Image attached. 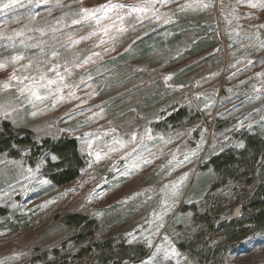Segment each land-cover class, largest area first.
<instances>
[{
    "label": "rangeland",
    "instance_id": "374dc122",
    "mask_svg": "<svg viewBox=\"0 0 264 264\" xmlns=\"http://www.w3.org/2000/svg\"><path fill=\"white\" fill-rule=\"evenodd\" d=\"M24 1L0 11V125L29 129L38 142L75 138L86 164L58 188L43 158L30 166L27 152L0 154V207L8 211L0 264H51L87 248L73 241L69 214L96 221L95 242L147 244V257L125 264H264V234L227 240L197 219H234L254 189L214 191L218 177L202 167L235 145L240 129L264 138V0H61L74 10L45 19L35 18L44 0ZM23 9L32 19H19ZM203 25L213 39L190 56ZM171 26L189 40L169 46ZM151 32L162 42L133 53ZM182 107L190 116L169 124ZM217 119L224 127L215 132ZM198 234L206 263L179 246Z\"/></svg>",
    "mask_w": 264,
    "mask_h": 264
},
{
    "label": "trees",
    "instance_id": "16d2710c",
    "mask_svg": "<svg viewBox=\"0 0 264 264\" xmlns=\"http://www.w3.org/2000/svg\"><path fill=\"white\" fill-rule=\"evenodd\" d=\"M27 1L30 0H25L20 5ZM41 3L35 18L41 17L42 19L43 17L45 19L47 15H64L68 14L70 10H74V5L63 4L61 0H44ZM17 7L19 4L14 8ZM29 7L33 6L29 5ZM19 12L17 16L20 20L32 19L27 9ZM173 29L172 26L169 29L172 34L171 38H173L168 41L169 46L177 47L179 42L189 40L184 38L187 34L184 32L176 33ZM208 29V25H203L201 30L205 36L193 44L192 49H190V56L195 55L200 47L209 45L213 35L207 33L206 30ZM161 38L163 37H158L154 32L148 33L137 40L131 50L133 53L136 51L135 53L145 56L162 42ZM128 53L131 51L120 55V60L126 61ZM205 114H202V125L211 126L212 119L205 117ZM189 116L188 109L182 107L168 115L167 120L169 124L175 126L184 122ZM213 127L214 131L218 132L224 125L217 119L213 121ZM234 138L237 144L235 143L230 149L211 157L202 169L206 166L207 170H211L218 177V183L213 184L212 187L214 191L227 188L228 184H245L247 188L253 183L254 189L250 194H247L246 191L244 200L239 204V214L234 219L220 220L214 225L209 222L210 216L208 215L204 214L197 218L206 224L209 232L210 230L216 232V230L222 229L227 240L242 238L250 232L256 235L264 234V138L259 135H251L245 129H240ZM24 152L28 153L25 159L30 166H34L41 158L44 159L43 172L50 183L58 188L76 181L86 164V158L81 154L77 139L64 135L58 139L46 138L38 142L31 130L17 128L10 122L3 121L0 125V154H7L12 159H21ZM7 214L8 211L0 207V218L7 216ZM63 222L65 225L78 230L73 241L76 243L89 241V245L71 259H63L62 261L59 259L51 264H125L139 262L150 253L147 244H130L127 239L95 242L96 221L88 215L69 214L64 217ZM199 238L200 235L198 234L186 244L180 243L179 246L182 250L190 252L195 260L206 263L210 260L209 252H205L204 249L202 250L203 253L198 251L196 244H199L198 242L201 240ZM219 252L220 250L216 251V254Z\"/></svg>",
    "mask_w": 264,
    "mask_h": 264
},
{
    "label": "snow or ice",
    "instance_id": "6c2138e0",
    "mask_svg": "<svg viewBox=\"0 0 264 264\" xmlns=\"http://www.w3.org/2000/svg\"><path fill=\"white\" fill-rule=\"evenodd\" d=\"M18 3V0H10V2L8 3H4L2 7H0V11H7L13 7L16 6V4ZM256 4H252L251 7H256ZM106 8H110V7H114V6H105ZM85 11H87V9H85ZM17 60L21 59L20 57L16 58ZM0 67H3L2 65H0ZM13 79H15V76L12 77ZM5 87H8V85H4Z\"/></svg>",
    "mask_w": 264,
    "mask_h": 264
}]
</instances>
